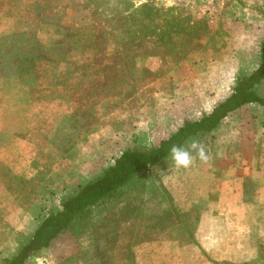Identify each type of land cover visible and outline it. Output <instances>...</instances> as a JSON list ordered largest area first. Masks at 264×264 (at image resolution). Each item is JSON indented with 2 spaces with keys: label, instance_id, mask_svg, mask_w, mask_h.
<instances>
[{
  "label": "rangeland",
  "instance_id": "374dc122",
  "mask_svg": "<svg viewBox=\"0 0 264 264\" xmlns=\"http://www.w3.org/2000/svg\"><path fill=\"white\" fill-rule=\"evenodd\" d=\"M85 2L0 0V263L60 208L63 198L112 164L120 151L159 143L185 119L210 110L213 100L230 93L239 75L259 64L264 0H130L133 8H144L147 18L182 29L183 47L175 55L132 57L129 63L141 75L133 80L139 81L136 92L131 82L125 83V74L119 81L114 78L112 53L100 68L103 80L114 84L109 92L116 96L110 100L87 77H49L41 71V54L54 57L69 50L68 44H57L54 31L89 25ZM106 3L102 10L110 18L111 8L127 5L126 0ZM150 47L145 42L131 51L140 54ZM52 57L47 58L54 65ZM76 81L91 86L79 100L70 86ZM255 92L264 97V79ZM192 140L203 142L211 156L208 163L196 159L190 167L203 175L181 171L170 156L163 159L87 209L26 264H133L132 246L150 242L147 237L154 231L172 228L181 207L169 201L188 196L186 190L197 179L216 190L207 192L211 198L222 188L243 189L238 198L253 206L222 214L248 216L249 223L223 227L228 234H241L247 226L251 237L259 236L253 237L257 254L241 263L264 264V222L256 221L264 217V107L242 105L184 147ZM221 198L231 195L221 192Z\"/></svg>",
  "mask_w": 264,
  "mask_h": 264
},
{
  "label": "trees",
  "instance_id": "16d2710c",
  "mask_svg": "<svg viewBox=\"0 0 264 264\" xmlns=\"http://www.w3.org/2000/svg\"><path fill=\"white\" fill-rule=\"evenodd\" d=\"M126 1L127 5L122 10L116 8L109 10L106 6L105 10H109L113 16L110 18L102 10L107 5V0H86L83 7L89 11V25L54 31L57 44L60 46L68 44L69 50L66 48L54 57H52L53 53L41 54V71L49 77H51L49 73L64 74L65 77L66 75L74 77L77 74L87 77L94 87H99L108 99L114 101L116 94L109 92L114 84L103 80L104 70L100 68L104 59L112 57V53H115L114 61L109 64L115 74L114 78L119 81L121 74H125V83L131 82L133 92H136L139 81L133 80L135 77L138 80L141 75L137 74L135 65L133 62L129 63V60L134 57L135 61L137 58L149 57L157 53L163 57L177 54L183 47V39H180L182 29L172 30L163 26L161 22L147 18L143 7L133 8V4L129 5L130 0ZM111 21L117 25L111 26ZM145 42L150 43L152 47L140 54H134L133 50L131 51L132 47L142 48ZM109 45L112 46L111 50ZM98 53L101 56L95 58ZM49 56L52 57V61L55 60L53 63L55 66L49 64L50 59L47 58ZM263 79L264 39L260 47L258 66L248 74L239 75L228 95L200 117L185 119L174 132L159 143L149 146L136 145L120 151L112 164L81 185L74 193L63 198L60 208L49 212L36 226L31 237L12 255L4 258L0 264H26L31 256L48 247L62 230L70 228L73 221L87 209L126 185L141 171L157 165L162 158L171 154L170 148L173 145L185 146L192 137L216 129L229 112L242 105L258 103L264 107V97L255 92L256 84ZM70 86L77 100L82 97V92L90 93L91 91V86L84 87L80 81ZM73 233L79 235L78 233L81 232L73 230ZM85 263L83 260L81 264Z\"/></svg>",
  "mask_w": 264,
  "mask_h": 264
},
{
  "label": "crops",
  "instance_id": "0c3cea01",
  "mask_svg": "<svg viewBox=\"0 0 264 264\" xmlns=\"http://www.w3.org/2000/svg\"><path fill=\"white\" fill-rule=\"evenodd\" d=\"M216 100L209 99L212 104L215 102L209 109L220 101ZM169 156L171 157V154L162 158L161 161ZM166 170L175 172L174 169ZM180 170L183 172L191 170L199 177L203 175L197 168H181ZM197 180V184L190 185L192 188L186 190L188 196L169 201L171 206L181 207L177 211V217L176 213L174 214L176 223H172V228H168L165 232L154 231L147 237L150 242H138L132 246L134 264H254L247 262L252 261L254 255L257 254L253 249L255 245L253 237L258 238L259 236L251 237L247 226L241 234L237 231H231L228 234L223 227V223L230 222L248 224V216L243 220V216L222 214L231 211L232 208L253 206V203H246L238 198L240 197L238 192L243 190L240 186L239 188L230 187L228 191L222 188L220 193L215 194L217 197L211 198L209 196L211 194L208 193L216 190H212L211 186L206 187L199 182V179ZM221 192L229 193L231 198H221ZM256 221L264 222V217L259 216ZM251 238L252 243L249 242ZM242 239L246 241L245 247ZM239 243H242L241 247ZM244 261L247 262L241 263Z\"/></svg>",
  "mask_w": 264,
  "mask_h": 264
},
{
  "label": "clouds",
  "instance_id": "9594fccd",
  "mask_svg": "<svg viewBox=\"0 0 264 264\" xmlns=\"http://www.w3.org/2000/svg\"><path fill=\"white\" fill-rule=\"evenodd\" d=\"M171 158L178 168H190L196 159L202 163H208L211 159L206 145L199 140H192L187 147L173 145L170 148Z\"/></svg>",
  "mask_w": 264,
  "mask_h": 264
}]
</instances>
